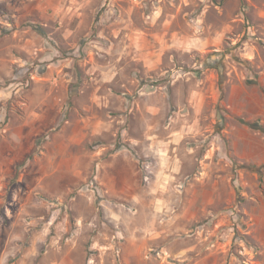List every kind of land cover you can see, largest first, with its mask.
I'll list each match as a JSON object with an SVG mask.
<instances>
[{
  "label": "rangeland",
  "instance_id": "374dc122",
  "mask_svg": "<svg viewBox=\"0 0 264 264\" xmlns=\"http://www.w3.org/2000/svg\"><path fill=\"white\" fill-rule=\"evenodd\" d=\"M0 264H264V0H0Z\"/></svg>",
  "mask_w": 264,
  "mask_h": 264
}]
</instances>
